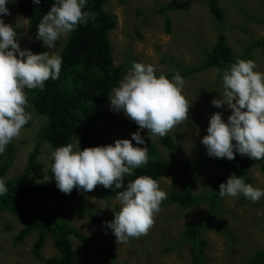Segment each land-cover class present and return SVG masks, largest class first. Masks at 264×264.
<instances>
[{"label": "rangeland", "instance_id": "rangeland-1", "mask_svg": "<svg viewBox=\"0 0 264 264\" xmlns=\"http://www.w3.org/2000/svg\"><path fill=\"white\" fill-rule=\"evenodd\" d=\"M18 1L13 0L7 5L10 14L3 19L16 29L21 50L30 49L36 54L35 40L28 31L27 18L18 9ZM118 1L108 0L103 9L114 13L118 19L116 28L109 32V39L114 64L126 65L122 79L133 62L151 64L158 74L179 66L197 67L203 61L205 52L215 45L219 33L225 35L234 56L244 55L246 44L264 37V25L254 22L264 16V0H217L218 6L225 13L221 23L209 12L208 0H192L188 10H166L163 14L156 11L169 0H124L123 4ZM149 12L152 15L148 19ZM166 19L170 23L168 32L165 31ZM68 36L69 33L62 35L53 49L49 50L45 46V50L58 54ZM249 54V59L257 65L256 70L264 72V51L256 48ZM216 70L208 68L184 78L183 94L192 103V107L189 119L167 133L173 140L172 149L161 143L162 137L152 136L150 139L146 129L141 131L149 142L156 145L160 158L190 163L192 192L200 201L190 208L169 202V193L180 190L183 175L174 173L163 176L158 182L160 189L167 194V199L162 202L152 227L139 238L117 243L111 230L103 226L105 221L114 218H92L85 212V209L94 207L113 215L115 210L118 212L121 208L116 198L100 199L95 190L78 200L69 198L68 223L93 243L89 246L71 237L74 264H190V244L183 238L185 225L198 222L207 215L212 205L211 177L229 175L232 166V160L227 158L209 157L206 147L201 143V139L207 135L209 120L214 113L221 112L225 121L231 115L227 105L218 109L212 104L223 91ZM26 91L32 119L24 126L19 137L12 141V163L4 179L22 172L28 154L35 146L39 149L37 160L43 165L45 173L50 167L51 152L54 149L40 136L46 118L34 111L29 101L31 90ZM109 96L100 105L92 106L85 115V122L80 124L81 129L90 125L104 132L105 146L114 144L118 139L130 140L132 134L128 126H138L123 111L116 112L110 107ZM133 146H138L135 141ZM247 159L248 183L264 189V172L260 164L249 157ZM41 182L50 191L45 208L52 212L62 200V192L47 174ZM216 210V220L201 231L206 241L201 264H249L257 251L264 252V198L253 203L243 195L225 197L218 202ZM22 228V223L10 213L0 214V264H44L46 258L57 256L50 235L46 236L39 257H34L31 252L37 237L35 232L28 234L23 243L13 246L12 238Z\"/></svg>", "mask_w": 264, "mask_h": 264}, {"label": "clouds", "instance_id": "clouds-1", "mask_svg": "<svg viewBox=\"0 0 264 264\" xmlns=\"http://www.w3.org/2000/svg\"><path fill=\"white\" fill-rule=\"evenodd\" d=\"M12 2L0 0V155L32 119L26 90H43L46 81L59 78L63 64L62 57L50 51L34 54L30 49L21 50L16 29L3 19L10 14L7 5ZM32 3L39 5L41 0ZM87 3L88 0H55L37 26L36 39L53 49L62 35L87 23L92 16L84 10ZM256 69L254 60L237 58L226 69L216 70L223 91L212 104L218 109L227 105L231 115L227 121L221 112L210 117L207 135L201 139L209 157L233 160L240 154L256 161L264 159V72ZM184 86V77L178 71L169 78L168 74H158L151 64L133 62L109 96L110 107L123 111L138 125L131 139L81 150L79 138L73 136L72 142L51 152V171L62 193L71 194L73 189L91 192L98 185L112 191L123 189L116 194L120 210L103 225L111 230L117 243L147 234L167 199L159 182L149 175H140L126 185L124 178L148 163L149 149L143 146L142 130L148 131L150 139L165 137L189 119L192 103L183 94ZM133 141L138 146H133ZM219 189L221 198L243 195L253 203L264 198V189L246 183L234 173ZM8 191L6 180L0 177V196Z\"/></svg>", "mask_w": 264, "mask_h": 264}, {"label": "trees", "instance_id": "trees-1", "mask_svg": "<svg viewBox=\"0 0 264 264\" xmlns=\"http://www.w3.org/2000/svg\"><path fill=\"white\" fill-rule=\"evenodd\" d=\"M108 0H88L84 9L92 14L87 23L78 26L76 31L70 32L69 36L58 52L63 59L61 73L58 79L45 82L43 90L32 89L30 93V104L39 115L46 118V125L40 133L41 139L47 141L55 150L69 143L73 136L80 140L81 150L88 147L105 146L106 134L98 128L87 125L80 128L85 115L92 106L100 105L111 93L112 89L119 85L125 74L126 65H115L110 46L109 32L117 25L115 15L108 13L103 6ZM123 3V0H119ZM192 0H169L165 5L159 7L156 13L163 14L166 10H188ZM55 0H41L39 5H34L32 0H19L18 9L27 18V27L30 35L35 40L36 54L45 52L42 41L36 39L37 26L43 15L50 11ZM209 12L221 23L224 21L225 13L218 6L217 0H208ZM153 10L151 11V13ZM147 15L149 16L151 14ZM264 15V14H263ZM257 24L264 25V16L255 19ZM165 31L170 28L169 20H165ZM260 48L264 51V37L252 40L245 45L244 55L234 56L226 42L223 33H219L217 41L210 51H206L203 61L197 67L179 66L169 70L165 74L171 78L175 72H179L184 78L202 72L208 68L226 69L237 58L249 59L252 49ZM129 132L138 131V126L130 124ZM145 139V145L149 149L148 163L142 168L136 169L131 177H125V185L140 175H149L157 181L168 174L183 175L181 188L171 191L168 200L183 208H190L200 200L192 192L193 179L190 175V163L176 162L174 159H162L157 154L156 145ZM161 143L168 149H172L173 140L167 134L162 137ZM12 142L7 146L3 155H0V177L5 178L6 172L11 166L13 155ZM38 146H35L28 154V159L22 172L15 177L6 180L9 191L7 195L0 196V214L8 212L18 219L23 228L12 238V245L17 246L24 242L31 232L37 233L32 245V255L39 257L43 249L45 238L51 236L52 245L57 251V256L46 258L44 264H74L73 244L71 237L81 243L92 246V241L83 233L73 228L67 220V201L69 198L78 200L88 192L73 189L71 194L62 195V200L56 204L52 212L46 211L45 204L50 197L49 189L41 182L47 174L54 182V174L50 167L43 170V165L37 160ZM264 172V160L257 161ZM231 173L226 176L211 177L213 192L211 194V207L207 215L198 222H189L185 225L184 240L190 244V264H201L203 260V249L206 246L201 231L216 220V205L223 198L219 196V186L226 183L227 179L234 173L242 176L246 183L248 178L247 156L236 154L232 160ZM33 178V179H32ZM96 195L100 199L116 198V194L123 189L111 190L103 186H97ZM76 211V209H73ZM85 212L92 218H108L113 215L100 211L98 208H87ZM114 212H117L115 210ZM249 264H264V252L257 251Z\"/></svg>", "mask_w": 264, "mask_h": 264}, {"label": "flooded vegetation", "instance_id": "flooded-vegetation-1", "mask_svg": "<svg viewBox=\"0 0 264 264\" xmlns=\"http://www.w3.org/2000/svg\"><path fill=\"white\" fill-rule=\"evenodd\" d=\"M172 11H175V10H172Z\"/></svg>", "mask_w": 264, "mask_h": 264}]
</instances>
